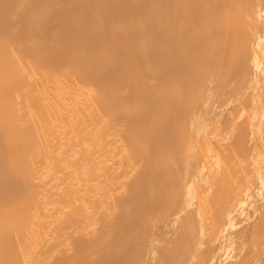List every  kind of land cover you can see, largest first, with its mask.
Here are the masks:
<instances>
[{"label":"bare ground","instance_id":"obj_1","mask_svg":"<svg viewBox=\"0 0 264 264\" xmlns=\"http://www.w3.org/2000/svg\"><path fill=\"white\" fill-rule=\"evenodd\" d=\"M262 158L264 0H0V264H264Z\"/></svg>","mask_w":264,"mask_h":264},{"label":"rangeland","instance_id":"obj_2","mask_svg":"<svg viewBox=\"0 0 264 264\" xmlns=\"http://www.w3.org/2000/svg\"><path fill=\"white\" fill-rule=\"evenodd\" d=\"M250 89H251V88H250ZM250 89H248L249 92H250ZM234 92L236 93V91H234ZM251 92H252V90H251ZM247 94H248V95H247ZM247 94H245L244 97H245V96H248V97H247V100H248V99H250L249 96H250L251 93H247ZM234 95H235V94H234ZM234 95H233V91H232V93L230 94V96H234ZM226 97H227V96H226ZM228 98H229V96H228ZM228 98H226V100H225V97H224L223 100H222V103H223V102H226V101L228 100ZM243 99H244V98H243ZM244 100H245V99H244ZM249 102H250V100H248L247 105L249 104ZM222 103H221V104H222ZM237 103H238V102H237ZM237 103H236V104H237ZM245 103H246V100H245ZM245 103H244V104H245ZM236 104H235V103L232 104V105H231V108H230V110H232V108L234 107V110H232V111H235V113H237V112H238L237 110L240 109V107L238 106L239 104H238V105H236ZM234 105H235V106H234ZM235 108H237V109H235ZM250 114H251V108L249 107V108H248L247 115L249 116ZM247 115H246V117H247ZM246 117H245V119H248V117H247V118H246ZM250 121H252V123H253L254 125H256V126H254V127L256 128L257 125H258V123H259V122H258L259 120H253V119L251 120V119H250ZM241 122H242V121H241ZM241 122H240V123H241ZM256 123H257V124H256ZM243 125H244V124H242V126H243ZM255 132H256V131H255ZM260 135H261V134L258 133V131L255 133V136H256V137H257V136L260 137ZM241 154H242V153L239 152V153L235 154L234 156H231L232 158H231V157L229 158V160H230L229 162L233 164V166H232V164L229 163V164H230V167L232 166V167L230 168V170L232 169V170H231V172H232L231 174H232V176L234 177V179H238V178H237L238 176H235V174H236V175H239V174H240L241 176H239V178H241L242 175H243V173H244V171H245V170H244V166H245V165H244V163H245V162H244V161H245L244 159H245V158H244V154H243V155H241ZM240 156H241L242 158H240ZM236 158H237L238 162H237ZM233 159H234V161H233ZM240 159H241V161H240ZM231 160H232V161H231ZM263 160H264V158H262V161H263ZM233 162H234V163H233ZM241 162H243V166H242V163H241ZM236 163H237V164H238V163L240 164V166L242 167V172H241V170H240L241 167H240V166H239L240 168L237 167V166H236ZM239 164H238V165H239ZM233 167H234V168H233ZM236 167H237L238 169H237ZM236 169H237V171H235ZM234 171H235V173H234ZM238 172H240V173L238 174ZM241 173H242V174H241ZM233 174H234V175H233Z\"/></svg>","mask_w":264,"mask_h":264}]
</instances>
